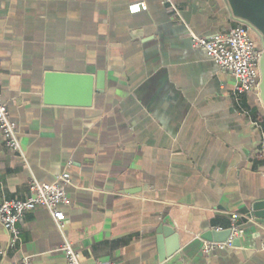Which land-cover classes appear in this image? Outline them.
Masks as SVG:
<instances>
[{"label":"crops","instance_id":"crops-1","mask_svg":"<svg viewBox=\"0 0 264 264\" xmlns=\"http://www.w3.org/2000/svg\"><path fill=\"white\" fill-rule=\"evenodd\" d=\"M235 25L226 0H0V92L20 142L0 141V201L70 180L62 228L37 206L11 249L0 224V264H66L65 240L83 264H264V219L249 216L264 201V108L189 35ZM51 71L102 72V90L89 107L47 104ZM232 212L246 215L238 245L203 254ZM161 227L178 242L162 259Z\"/></svg>","mask_w":264,"mask_h":264},{"label":"built area","instance_id":"built-area-1","mask_svg":"<svg viewBox=\"0 0 264 264\" xmlns=\"http://www.w3.org/2000/svg\"><path fill=\"white\" fill-rule=\"evenodd\" d=\"M145 2L131 4L128 7L130 13L145 11ZM174 17L178 20L180 13L175 6L170 7ZM251 28L243 22L236 21V25L226 33L216 34L212 37H201L189 33L191 44L205 51L207 57L212 60L221 70L229 72L234 78V93L254 94L258 99V58L259 47L250 37ZM259 100V99H258ZM0 141L13 151H20V142L17 136V126L10 117L7 103L0 92ZM70 180L66 172H62L50 183H42L31 180L28 184L29 195L24 199H5L0 201V224L8 234V247L14 249L20 240L18 223L24 213L37 206L46 208L58 228H62L64 213L59 209L60 205L67 204L65 188ZM245 214L232 212L230 214L229 233L223 241H204L201 247L203 254L208 255L216 249H227L234 247V241L243 234L242 220ZM216 231L225 229L216 228ZM64 253L66 264H83L80 260L78 250L65 240L60 246ZM3 251L0 249V260ZM17 264H31L29 257L24 256ZM92 264H112L95 261Z\"/></svg>","mask_w":264,"mask_h":264},{"label":"water","instance_id":"water-1","mask_svg":"<svg viewBox=\"0 0 264 264\" xmlns=\"http://www.w3.org/2000/svg\"><path fill=\"white\" fill-rule=\"evenodd\" d=\"M231 16L235 21L243 22L253 31L259 33L258 58V99L264 108V0H226ZM103 73L95 75L68 72H46L44 75L43 98L47 104L70 105L89 107L92 104L94 93L102 90ZM252 214L264 219V201L257 202L251 207ZM162 236H158L161 248L160 259L170 256L178 249L177 236L171 228L161 227ZM229 230H209L203 234L206 241H223ZM167 237H169L167 239ZM239 240L234 241L238 245ZM162 245L163 250H162Z\"/></svg>","mask_w":264,"mask_h":264}]
</instances>
